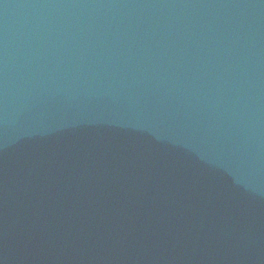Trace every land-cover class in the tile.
Segmentation results:
<instances>
[{
    "label": "water",
    "instance_id": "1",
    "mask_svg": "<svg viewBox=\"0 0 264 264\" xmlns=\"http://www.w3.org/2000/svg\"><path fill=\"white\" fill-rule=\"evenodd\" d=\"M0 264H264V0H0Z\"/></svg>",
    "mask_w": 264,
    "mask_h": 264
}]
</instances>
